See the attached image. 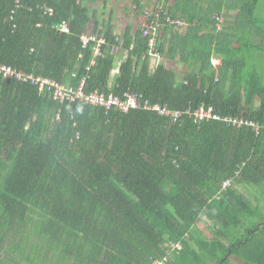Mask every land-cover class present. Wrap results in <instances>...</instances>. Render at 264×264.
Segmentation results:
<instances>
[{
  "label": "trees",
  "instance_id": "obj_1",
  "mask_svg": "<svg viewBox=\"0 0 264 264\" xmlns=\"http://www.w3.org/2000/svg\"><path fill=\"white\" fill-rule=\"evenodd\" d=\"M86 2L0 0V65L179 116L60 103L0 74V264H264V0H158L159 60Z\"/></svg>",
  "mask_w": 264,
  "mask_h": 264
},
{
  "label": "built area",
  "instance_id": "obj_2",
  "mask_svg": "<svg viewBox=\"0 0 264 264\" xmlns=\"http://www.w3.org/2000/svg\"><path fill=\"white\" fill-rule=\"evenodd\" d=\"M154 4L150 5L148 9L146 7L143 8L142 13H144V16L149 19L148 23L145 24V26L142 28V34L143 37L148 39V46H149V53L152 57L159 60L160 55L157 51V42L158 37L160 34V19L161 16L166 19V21H169V17L160 9H157V2L158 0H154ZM136 9V7L134 6ZM47 14H52V9L50 8H44L43 9ZM223 23V19L219 16H216L214 18V25L217 27V30H221ZM178 25L180 22L177 21ZM56 30L59 33L67 34L69 33L68 25L65 22H62L59 26L56 27ZM81 42L86 45L89 42H97L95 53H99V47L104 44L103 38H96V36H93L89 33H84L81 36ZM93 64V62H92ZM212 64L214 66H217L219 64V61L216 59L212 60ZM0 74L5 79H15L17 81H20L22 83H28L34 87H36L40 92L42 91H49L52 95L53 100L58 101L60 103L62 102H74V101H81L85 102L87 104H91L93 106L103 107L106 110L115 109L122 113H127L130 110H136L141 108L142 106L146 110H152L156 111L161 115L166 116H172L174 118H177L179 116L178 113H171L169 110H166L165 108H160L158 106H150L147 102L141 103L140 98L135 95L130 94H124L122 98L113 96V95H104L99 93H90L88 95H85L82 88L84 86V81H81L79 86L74 89L69 86H63L59 83H56L55 81H52L47 78H42L34 75H27L22 73L21 71H16L8 66L0 65ZM196 119L198 120H208V119H214L218 120V118L213 114L211 109L205 110L203 108H200L196 113L194 114ZM224 121L228 124H232L233 126L240 127L241 125H249L253 127V129L258 133L259 127L256 126L254 123L247 122L244 120H236L231 118H225ZM227 183H224L223 186L225 187ZM179 248L178 246H176ZM153 264H165L164 262L156 261Z\"/></svg>",
  "mask_w": 264,
  "mask_h": 264
},
{
  "label": "rangeland",
  "instance_id": "obj_3",
  "mask_svg": "<svg viewBox=\"0 0 264 264\" xmlns=\"http://www.w3.org/2000/svg\"><path fill=\"white\" fill-rule=\"evenodd\" d=\"M149 1L150 0H148L147 4L145 5L144 4L145 0H142V5H141L142 8L146 7L148 9V7L150 5H153L155 2L154 0H151L150 2ZM110 4H111L110 10L113 11L114 18H115V15H118V17H116L117 21L116 20L115 21H116V24L119 28H123L124 25L126 24L127 18H130V17H133V20H136V22H139V23H136V25H138L139 28L142 29L144 27V17L145 16H144V13H142L143 9L141 8V13H139V10L134 8L135 5L133 4L132 0H110ZM93 11L95 14L92 17H96L97 14H99V12H101V13L104 12L103 9L102 8L100 9L98 6H97V9H94ZM104 15H105V18L108 17V15H109L108 14V8H105ZM128 22H131V21H128ZM178 22H180V24L184 23L181 20H178ZM182 27H180V28H182ZM215 30H217V27L214 26V24H213V28L210 29L211 33H207L205 31V32L201 33V36L214 38V35H215L214 32H216ZM87 31H88V33L89 32L91 33V27H88ZM175 69H178L177 74L180 78H182L184 70H185L184 67L183 66H177ZM196 235L201 236L203 238H206L207 240H212V235L203 226L198 227Z\"/></svg>",
  "mask_w": 264,
  "mask_h": 264
},
{
  "label": "crops",
  "instance_id": "obj_4",
  "mask_svg": "<svg viewBox=\"0 0 264 264\" xmlns=\"http://www.w3.org/2000/svg\"><path fill=\"white\" fill-rule=\"evenodd\" d=\"M151 1V0H150ZM149 1V2H150ZM105 2V0H96V3H94V4H91V3H89V2H86L85 4H86V6L91 10V12H94L93 10L94 9H97V6L99 7V8H102V9H104L105 10V8H108V9H110V0H108V5H107V7H105L104 5H103V3ZM132 2H134L133 0H132ZM147 2H148V0H145V5L147 4ZM116 17H118V15H115V18H114V16H113V20H116L117 21V18ZM109 18V17H108ZM127 18V17H126ZM116 21H115V23H116ZM128 21H131V22H128ZM132 23H134V24H136V23H139V22H136V20H133V17H130V18H127V20H126V24L124 25V27L123 28H125V27H127V26H131L132 25ZM123 28H119L118 26H117V24H116V33H118V34H121L122 33V31H123ZM177 66H174V69L176 68ZM176 71L178 70V69H175Z\"/></svg>",
  "mask_w": 264,
  "mask_h": 264
}]
</instances>
